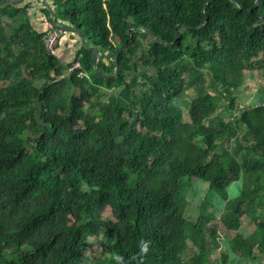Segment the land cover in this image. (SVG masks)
Wrapping results in <instances>:
<instances>
[{"label":"trees","instance_id":"16d2710c","mask_svg":"<svg viewBox=\"0 0 264 264\" xmlns=\"http://www.w3.org/2000/svg\"><path fill=\"white\" fill-rule=\"evenodd\" d=\"M45 1L86 43L62 64L30 3L0 0V264H213L216 215L187 222L185 178L227 202L226 230L254 223L238 258L264 256V97L236 93L264 69V0ZM87 46L104 75L122 48L113 76Z\"/></svg>","mask_w":264,"mask_h":264},{"label":"rangeland","instance_id":"374dc122","mask_svg":"<svg viewBox=\"0 0 264 264\" xmlns=\"http://www.w3.org/2000/svg\"><path fill=\"white\" fill-rule=\"evenodd\" d=\"M34 8L35 5L30 4V11L31 10L33 11ZM61 25L68 26L65 23ZM262 88H264V69H254L250 71L244 70L242 83L239 86V88L236 90L238 97L243 94L241 98V105L250 103L252 100L256 102L257 99H259L261 96L263 98L264 92L261 90ZM184 114L187 117L186 110ZM240 188H241V179L240 181L234 182L230 186L228 191V198H232L233 196L235 197L240 192ZM181 190L183 192L185 191L187 195L186 198L188 201V205L185 208L184 213L188 223L189 221H195L197 219L200 209H204V210L207 209V211L213 210L215 212L216 219L213 221V223H216V227L220 234V241H219L220 247L213 250L209 256L213 264H219L217 258L220 257L219 254L222 250H224L227 257L226 262L224 264H264V256L259 255V251L257 250L255 252L258 258L254 262L251 261V259L246 260L241 257L238 258L237 255L232 251L233 250L232 248L234 246L235 248L239 246V239H238L239 237H237V233H240L244 236L249 235L250 232L255 227L253 222H251L246 216H242L240 226L236 231L226 230L224 226L221 224L219 217L222 211L228 210L229 206L227 202H224L221 209L216 207L219 206L221 203L217 191H215L214 189H208L206 183L196 178L183 179L181 183ZM260 211L261 208L258 207L254 210V212L256 213H260ZM104 216L109 218L111 217L108 208L104 212ZM89 238L91 241H90V249L88 254L89 257L92 258V256H94L99 250V247L95 244V241L92 240V237ZM207 247L213 249L215 246L214 245L210 246L209 241H207ZM193 249H195L194 246H192V249L191 248L188 249V251L185 254V257H189L192 254Z\"/></svg>","mask_w":264,"mask_h":264},{"label":"crops","instance_id":"0c3cea01","mask_svg":"<svg viewBox=\"0 0 264 264\" xmlns=\"http://www.w3.org/2000/svg\"><path fill=\"white\" fill-rule=\"evenodd\" d=\"M21 2L30 3L35 5L34 10L30 13L31 22L33 26L38 30L44 33L45 25L43 23V14L40 12V8L42 7V0H22ZM39 8V9H37ZM80 41H78V37L73 35V33L69 31H61L60 37L57 41L56 46V54L55 56L62 64H67L71 62L80 49Z\"/></svg>","mask_w":264,"mask_h":264},{"label":"water","instance_id":"95a60500","mask_svg":"<svg viewBox=\"0 0 264 264\" xmlns=\"http://www.w3.org/2000/svg\"><path fill=\"white\" fill-rule=\"evenodd\" d=\"M11 2H13V3H19V2H21L22 0H10ZM43 2H45V4H46V1L45 0H42ZM51 17H52V22L54 23V25H55V27L58 29V30H60V31H69V32H71V33H74V34H76L78 37H79V39H80V41L83 43V44H85L86 42H85V39H84V37L81 35V33H80V31L78 30V29H76V28H74V27H72V26H64V25H61V24H57V20H56V17L54 16V13L51 11ZM262 17V16H261ZM206 23V20H205V22L202 24V25H199V27H201V26H204V24ZM177 31L175 32V37H177ZM162 42V41H161ZM87 49L88 50H90L91 52H92V57H93V69H94V72L98 75V76H100V77H111V76H113L115 73H116V71H117V69H118V62H117V56H118V54L121 52V50H122V48H119L118 49V51H117V53L115 54V56H114V60H115V68H114V71H113V73L111 74V75H104V74H101L100 72H99V70H98V66H97V60H98V53H97V50L96 49H94L92 46H87Z\"/></svg>","mask_w":264,"mask_h":264},{"label":"built area","instance_id":"2783aa9c","mask_svg":"<svg viewBox=\"0 0 264 264\" xmlns=\"http://www.w3.org/2000/svg\"><path fill=\"white\" fill-rule=\"evenodd\" d=\"M43 23L45 25V31L43 33L44 47L49 54L55 55L57 41L60 37L61 31L58 30L55 27L54 23L45 16H43ZM79 68H80V63L76 60L73 61L71 65L68 67V71H72ZM78 75L81 76L82 73L79 72Z\"/></svg>","mask_w":264,"mask_h":264}]
</instances>
